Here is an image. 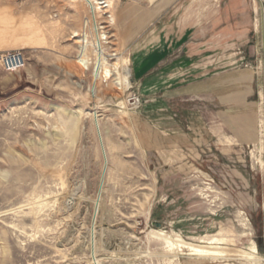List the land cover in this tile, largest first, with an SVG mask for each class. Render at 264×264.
I'll return each instance as SVG.
<instances>
[{
	"label": "rangeland",
	"instance_id": "rangeland-1",
	"mask_svg": "<svg viewBox=\"0 0 264 264\" xmlns=\"http://www.w3.org/2000/svg\"><path fill=\"white\" fill-rule=\"evenodd\" d=\"M154 1L96 19L114 71L94 83L85 1L0 0V53L25 57L0 69V264H246L234 251L253 247L264 260V0ZM185 54L169 84L153 77ZM206 78L221 104L168 99ZM152 230L230 251L194 256Z\"/></svg>",
	"mask_w": 264,
	"mask_h": 264
},
{
	"label": "bare ground",
	"instance_id": "bare-ground-1",
	"mask_svg": "<svg viewBox=\"0 0 264 264\" xmlns=\"http://www.w3.org/2000/svg\"><path fill=\"white\" fill-rule=\"evenodd\" d=\"M71 1H76V0H71ZM83 1H85V3L88 6L90 17L92 18L91 19L92 24L96 28V34H95L96 37H95V35H94V37L97 39L94 38V43H93V45H91L93 47V49L95 50L96 55H97L96 56V64H95V68H94V74H93V82L96 83L99 78L104 79V76H107L108 78L111 77V74L114 71V65H108V64L102 63V60L104 59V52L102 50V46H101L102 42L101 41L103 39L106 40L107 38L106 37L103 38L102 36H104V34L98 32V30L103 29V28H98V24L96 21V19L98 17H101L102 14L106 15L108 13V11H106L105 9L109 8V5L113 4V0H83ZM104 5H107V7ZM69 7H71V6H69ZM112 21L113 20L110 16L108 19V23H112ZM73 37L74 38L80 37V39H81L80 40L81 45H80L79 63L81 65L85 66L86 63L84 60H82V58L84 57L85 48L88 46L87 41H86V36H85V34L80 32L79 34L76 33ZM123 71L124 72H123L122 78H123V81H125L127 76H129V72L125 69ZM119 86L121 89H125V88L127 89V87H128V86L124 85V83H121ZM92 123H93V127H95L94 123H96V125L99 126L97 115L95 117V115L93 114V122ZM94 129H96V128H94ZM103 168H104V166H103ZM103 168H102V171H103ZM102 174L103 173L101 172L100 183L102 180ZM100 183H99L98 189H100L102 187L103 182L101 184ZM97 196H96L95 202H94V209H93L94 215L96 214L97 209H98L99 197L97 198ZM92 230L93 229L91 228V231H90L91 234H92ZM150 236L155 238V239L161 240V242H164L165 244H167L171 248H175L176 250H185L189 253H193L194 256H199V257L206 256L208 258H220V257L227 256L229 254V251H230L227 247H223V241L224 240L217 239V238H212V239H209L206 241L201 240L199 243H193L190 241L189 242L185 241L184 239H182L180 237L167 236L162 231H159V230H152L150 232ZM225 246H226V244H225ZM234 254L238 255L239 257L244 259L246 264H260V262L263 260L257 254V251L255 250L254 247L251 248V251H249V253L241 250V251H234Z\"/></svg>",
	"mask_w": 264,
	"mask_h": 264
},
{
	"label": "crops",
	"instance_id": "crops-1",
	"mask_svg": "<svg viewBox=\"0 0 264 264\" xmlns=\"http://www.w3.org/2000/svg\"><path fill=\"white\" fill-rule=\"evenodd\" d=\"M157 1L158 0H155L152 3L155 4V2H157ZM156 25L158 26L159 22H157ZM152 33H154V32H152ZM158 40L160 41L159 38H158ZM177 43H179V41L174 40V44H177ZM186 56H187V60H186ZM190 57H192L190 54H188V55L185 54L184 56L180 57L179 59H174V61H172L167 67L157 68L156 72L152 73L153 77H156V79H158V80L161 79L162 77H167V79H168L167 82L168 81L170 82V80L172 78L171 74L174 71H178V69H181L183 67V66L181 67V64L183 62H185V60L189 63L190 61H188V58H190ZM184 67H186V65ZM187 68L186 69L184 68L185 71L187 70ZM142 80H144V79L142 78ZM156 82H157V80H156ZM169 82H168V84H169ZM183 82L184 81L182 80V83ZM217 82H218L217 78H213L210 80H208L207 78L206 79H199L197 81L189 83L188 85H185V86L182 85L181 87H176V88L172 89V91L169 90L167 92L168 93V99L172 100V101H180V100L182 101L183 98H186L189 96L193 97V96L202 95V96H212V98H214L215 101H218V103L221 104V102L219 101V97H222L223 91H222V87L220 85V82H219V86L217 87ZM212 86H214V88H212ZM1 94L2 93L0 92V95ZM215 125H220V122L219 123L215 122ZM217 132H218V130L216 129V133Z\"/></svg>",
	"mask_w": 264,
	"mask_h": 264
},
{
	"label": "built area",
	"instance_id": "built-area-1",
	"mask_svg": "<svg viewBox=\"0 0 264 264\" xmlns=\"http://www.w3.org/2000/svg\"><path fill=\"white\" fill-rule=\"evenodd\" d=\"M104 29V27H101ZM86 29V28H85ZM102 30V29H101ZM83 34H86L84 31ZM104 39L102 40V42ZM104 43V42H103ZM25 67V57L22 51L15 50L0 53V69L7 74H13L21 71ZM132 105L139 106L140 100L137 97L131 98Z\"/></svg>",
	"mask_w": 264,
	"mask_h": 264
},
{
	"label": "water",
	"instance_id": "water-1",
	"mask_svg": "<svg viewBox=\"0 0 264 264\" xmlns=\"http://www.w3.org/2000/svg\"><path fill=\"white\" fill-rule=\"evenodd\" d=\"M95 126H96V129H97V134H98L99 140H100V142H101V138H100V134H99L98 126L96 125V123H95ZM101 147H102V152H103V154H104V149H103V145H102V143H101ZM105 164H106V160H105ZM99 195H100V191H99V193H98V197H99ZM156 226H159V225L156 224Z\"/></svg>",
	"mask_w": 264,
	"mask_h": 264
}]
</instances>
